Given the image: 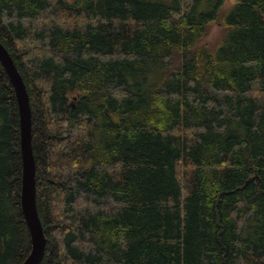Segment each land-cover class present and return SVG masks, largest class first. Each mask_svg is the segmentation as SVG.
<instances>
[{
  "label": "trees",
  "instance_id": "1",
  "mask_svg": "<svg viewBox=\"0 0 264 264\" xmlns=\"http://www.w3.org/2000/svg\"><path fill=\"white\" fill-rule=\"evenodd\" d=\"M0 41L41 264H264V0H0ZM22 172L0 61V264L32 248Z\"/></svg>",
  "mask_w": 264,
  "mask_h": 264
},
{
  "label": "water",
  "instance_id": "2",
  "mask_svg": "<svg viewBox=\"0 0 264 264\" xmlns=\"http://www.w3.org/2000/svg\"><path fill=\"white\" fill-rule=\"evenodd\" d=\"M0 61L15 89L22 155L21 204L32 240V248L22 264H41L47 245L44 226L37 207L36 160L32 142V108L24 78L8 48L0 41Z\"/></svg>",
  "mask_w": 264,
  "mask_h": 264
},
{
  "label": "rangeland",
  "instance_id": "3",
  "mask_svg": "<svg viewBox=\"0 0 264 264\" xmlns=\"http://www.w3.org/2000/svg\"><path fill=\"white\" fill-rule=\"evenodd\" d=\"M225 32L226 29L224 27L212 22L208 26L204 42L206 41L210 45V47H216L221 43Z\"/></svg>",
  "mask_w": 264,
  "mask_h": 264
}]
</instances>
